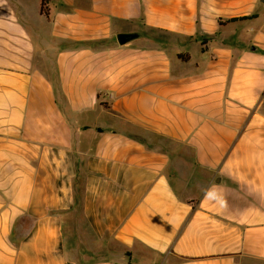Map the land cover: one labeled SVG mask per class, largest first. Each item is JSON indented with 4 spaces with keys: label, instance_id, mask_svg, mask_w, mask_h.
Here are the masks:
<instances>
[{
    "label": "crops",
    "instance_id": "crops-1",
    "mask_svg": "<svg viewBox=\"0 0 264 264\" xmlns=\"http://www.w3.org/2000/svg\"><path fill=\"white\" fill-rule=\"evenodd\" d=\"M0 264H264V3L0 0Z\"/></svg>",
    "mask_w": 264,
    "mask_h": 264
},
{
    "label": "rangeland",
    "instance_id": "rangeland-1",
    "mask_svg": "<svg viewBox=\"0 0 264 264\" xmlns=\"http://www.w3.org/2000/svg\"><path fill=\"white\" fill-rule=\"evenodd\" d=\"M72 221H74V223L77 224V226L83 228L79 207H76V209L74 210L72 215ZM70 235L71 233L66 230V253L69 258L74 256V252H71V244H73L74 240L73 237H71Z\"/></svg>",
    "mask_w": 264,
    "mask_h": 264
},
{
    "label": "water",
    "instance_id": "water-1",
    "mask_svg": "<svg viewBox=\"0 0 264 264\" xmlns=\"http://www.w3.org/2000/svg\"><path fill=\"white\" fill-rule=\"evenodd\" d=\"M261 1L264 3V0H261ZM135 37H136V34H133V33H119L117 35V41L119 44H124Z\"/></svg>",
    "mask_w": 264,
    "mask_h": 264
},
{
    "label": "trees",
    "instance_id": "trees-1",
    "mask_svg": "<svg viewBox=\"0 0 264 264\" xmlns=\"http://www.w3.org/2000/svg\"><path fill=\"white\" fill-rule=\"evenodd\" d=\"M41 10L44 11L45 14H47V12L43 9V6H42ZM76 203H77V199H76Z\"/></svg>",
    "mask_w": 264,
    "mask_h": 264
}]
</instances>
